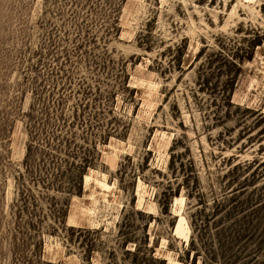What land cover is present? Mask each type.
<instances>
[{
    "label": "rangeland",
    "instance_id": "374dc122",
    "mask_svg": "<svg viewBox=\"0 0 264 264\" xmlns=\"http://www.w3.org/2000/svg\"><path fill=\"white\" fill-rule=\"evenodd\" d=\"M0 264H264V0H0Z\"/></svg>",
    "mask_w": 264,
    "mask_h": 264
}]
</instances>
